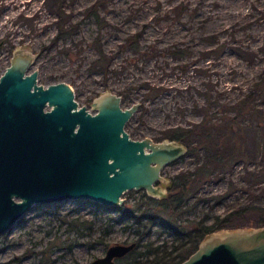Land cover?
Returning a JSON list of instances; mask_svg holds the SVG:
<instances>
[{"label": "rangeland", "instance_id": "374dc122", "mask_svg": "<svg viewBox=\"0 0 264 264\" xmlns=\"http://www.w3.org/2000/svg\"><path fill=\"white\" fill-rule=\"evenodd\" d=\"M61 1L59 18L57 0H0V30L28 35L41 53L39 81L67 82L79 106L92 111V101L104 91L120 95L123 108L138 102L125 124L132 139L170 140L176 129L205 116L223 123V116L235 115L231 107L251 93L248 110L230 120L229 134L244 155L199 177L176 223L186 230L217 218L222 219L217 231L263 226L264 0ZM95 3L101 20L88 15ZM138 31L139 50L122 48ZM178 47L188 52L177 57ZM206 156L196 148L165 166L162 188L177 174L193 175ZM139 192H125L123 203L113 208L77 200L34 205L12 231L0 235V262L90 264L110 245L135 240L123 217ZM81 223H94L93 230L80 226V235L75 225ZM149 226L139 249L166 243L167 251L179 255L189 248L173 250V234L156 222Z\"/></svg>", "mask_w": 264, "mask_h": 264}, {"label": "water", "instance_id": "95a60500", "mask_svg": "<svg viewBox=\"0 0 264 264\" xmlns=\"http://www.w3.org/2000/svg\"><path fill=\"white\" fill-rule=\"evenodd\" d=\"M27 58L16 53L0 76V235L36 204L77 200L113 208L129 190L165 197L162 170L187 147L132 139L125 124L138 102L123 108L120 95L104 91L90 111L63 81L36 84L37 72L26 73ZM133 247L110 245L90 264H115ZM179 264H264V225L209 233Z\"/></svg>", "mask_w": 264, "mask_h": 264}, {"label": "trees", "instance_id": "16d2710c", "mask_svg": "<svg viewBox=\"0 0 264 264\" xmlns=\"http://www.w3.org/2000/svg\"><path fill=\"white\" fill-rule=\"evenodd\" d=\"M58 1V15L62 16L61 0ZM97 4H93L88 12V15H94L96 19L101 20L96 11ZM63 30L59 31L60 34ZM141 35V31L134 32L128 36L125 42L122 44V48L130 47L134 51H138V39ZM188 52L187 47H178L173 53L177 57H181ZM100 54L102 52L100 51ZM99 65V60L96 61L93 68ZM186 69L187 64L182 65ZM251 93L245 95L239 99L231 109L234 112V116L227 119L228 116H223V123L212 121L205 116L201 122L195 124L190 128L179 127L172 134L171 139L182 142L187 147V153L193 149L202 148L206 151L207 156L204 161L199 165L197 171L192 174L180 173L173 178L170 184L167 186L166 196L163 198H153L148 196L144 191L140 190L139 196L135 205L131 207L130 212H126L123 217L129 227L135 234V240H132L126 244L134 243V247L128 251L125 256L117 258L115 264H179L185 260L191 253H193L199 242L209 233L217 231L220 228V222L222 219H215V221L206 225L203 221H200V225L197 223L191 230H186L183 225L176 223L178 217L181 215V207L185 199L189 198V192L194 189L196 181L199 177L208 175L212 169L228 168L234 160L244 155L242 146L236 140H232L231 135V121L238 116H242L249 108V99ZM197 141L193 142V139ZM170 139V140H171ZM100 208V207H99ZM264 211V209H261ZM136 211L140 214L135 213ZM158 223L161 231L171 232L173 234V240L170 243V247L175 249H182L188 246L184 254L172 255L173 252L167 251L166 243H161L152 246V243H144L145 248L139 249L142 246L143 238L150 234V224ZM94 223H81V225H75V230L83 235L80 231L82 228L93 230ZM264 225V222L262 223ZM133 226V227H132ZM109 231L108 228L102 233L106 234ZM88 235H90L88 233ZM98 240H102L99 235ZM178 240V244H173ZM124 244V243H123ZM191 248V249H190ZM190 249V250H189ZM0 264H9L8 262H0ZM80 264V263H75Z\"/></svg>", "mask_w": 264, "mask_h": 264}, {"label": "flooded vegetation", "instance_id": "af4514ba", "mask_svg": "<svg viewBox=\"0 0 264 264\" xmlns=\"http://www.w3.org/2000/svg\"><path fill=\"white\" fill-rule=\"evenodd\" d=\"M0 25H2V24L0 23ZM1 27H3V25ZM25 37L26 38H24V36L21 32L14 33V32L4 31L3 29L0 30V76L11 65L12 57L16 53H23V55H25L26 57L28 56L26 61H28V63H30L29 69L27 70L26 73H31L32 71L37 72L36 84L47 86L48 84L59 82V81H54V82H47V83L42 84L39 81V69L37 68V63H38V60L40 59L41 53L38 51V49H35L33 45L29 44V40H30L28 38L29 36L26 35ZM65 83L68 84L67 82H65ZM33 89H34V87H31V90H33ZM50 109H51V107L48 105V101H46L45 106H44V110L46 111V110H50ZM167 192L168 191L166 189V193ZM124 244H126V243H124Z\"/></svg>", "mask_w": 264, "mask_h": 264}, {"label": "bare ground", "instance_id": "6f19581e", "mask_svg": "<svg viewBox=\"0 0 264 264\" xmlns=\"http://www.w3.org/2000/svg\"><path fill=\"white\" fill-rule=\"evenodd\" d=\"M33 67V66H32ZM34 69V68H33ZM27 72V71H26ZM39 83V82H38ZM74 89V88H73Z\"/></svg>", "mask_w": 264, "mask_h": 264}]
</instances>
